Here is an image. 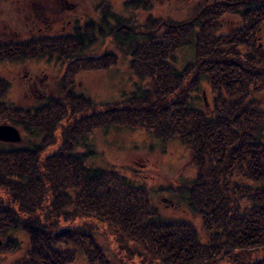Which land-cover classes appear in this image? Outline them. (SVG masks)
I'll list each match as a JSON object with an SVG mask.
<instances>
[{"label":"trees","instance_id":"obj_1","mask_svg":"<svg viewBox=\"0 0 264 264\" xmlns=\"http://www.w3.org/2000/svg\"><path fill=\"white\" fill-rule=\"evenodd\" d=\"M99 28L145 86L100 111L73 86L60 109L49 99L34 107L0 99V122L19 123L33 135L0 148L1 248L22 250L17 264H114L96 235L102 223L124 243L115 264L137 255L141 264H264V107L258 98L264 92V0H204L187 19L149 15L140 29L123 20L110 25L106 16ZM94 32L89 20L77 24L43 46L39 40L40 52L59 53L71 75L87 61L89 68L115 63L112 48L82 53ZM186 45L194 59L179 65L177 52ZM13 49L2 45L0 60L20 54H10ZM204 80L213 91L210 104L198 94ZM67 114L70 132L45 153ZM111 124L185 143L194 175L164 190L199 216L205 237L191 221L163 219L145 185L87 163L94 146L77 150L75 141Z\"/></svg>","mask_w":264,"mask_h":264},{"label":"rangeland","instance_id":"obj_2","mask_svg":"<svg viewBox=\"0 0 264 264\" xmlns=\"http://www.w3.org/2000/svg\"><path fill=\"white\" fill-rule=\"evenodd\" d=\"M203 1L0 0V41L2 40L0 43L4 44L12 40L8 37L15 31L22 32V37L29 35L30 32L26 25L28 22L24 21V17L29 15V21H35L34 19L38 21L37 26L41 30L37 32V35L45 34L43 37L49 39L63 35L61 32H69L75 25H83L89 20L94 24V39L82 53L98 55L109 48L117 52L115 63H109L101 68H89L90 64L87 61L82 65L87 67L79 68L74 75H71V72H67L68 64L64 62V59L59 58V53H53L51 56V53L46 50L40 52L38 42L42 39L36 36L38 40L29 44V48L26 49L28 52L0 60L1 102L14 107H34L49 99L60 109L59 103L63 104L62 107L65 106L68 90L73 86L76 92H82L90 99L88 102L94 110H104L114 101L121 100L133 90H137L139 85L145 86V82H141L140 78L130 69L129 58L115 48L111 35L100 30L99 22L103 17L107 16L110 25L117 20H123L132 22L140 29L141 24L149 15L162 19H187ZM59 5H74V9L66 8L62 11ZM41 6H46V9H41ZM42 10L50 17L49 19L41 13ZM38 12L41 13L39 19L36 17ZM45 19L49 27L44 30L42 26ZM69 21L72 22L69 24ZM232 27L233 24L225 25L224 30L228 31ZM43 30L44 33L41 32ZM43 44H46V40L41 46ZM35 49L38 50L35 51ZM192 59H194V49L191 46L186 45L178 50L179 65ZM198 94L201 96L202 104H210L213 91L207 80L202 82ZM258 98L264 107V92L259 94ZM88 111L91 112V109ZM68 116L69 114L62 118L61 125L63 126L56 129L55 141L47 146L45 153H52L64 142V133H69L71 130L68 125ZM3 122L15 125L20 131L21 139L19 141L0 140V148L20 146L27 139L33 138V135L23 130L19 123L14 124L10 120L0 123ZM77 132H80V128ZM79 139L75 141L77 150L87 149L86 143L94 146V154L87 159L89 165L113 170L134 184L145 185L153 204L161 212L163 219L191 221L204 236L205 232L199 216H194L187 206L178 205L179 198L164 190L178 179H188L194 175V169L189 166L190 152L185 143L177 138L163 141L156 134L144 128L123 124L98 125ZM100 225V231L96 234L98 240L101 245L105 246L112 263H117L121 258L122 254L119 251L122 249L121 246L124 247V243L116 235L117 232L113 226L102 223ZM21 254L22 250L7 251L0 245V264H17V259L21 257ZM131 260H124V264H141V256L137 255ZM75 264L84 263L80 260Z\"/></svg>","mask_w":264,"mask_h":264},{"label":"flooded vegetation","instance_id":"obj_3","mask_svg":"<svg viewBox=\"0 0 264 264\" xmlns=\"http://www.w3.org/2000/svg\"><path fill=\"white\" fill-rule=\"evenodd\" d=\"M60 6V8H61V10L62 11H65V9L67 8V9H70V10H72V9H74V5H59ZM41 9H46V6H41ZM56 12V11H55ZM44 16H45V18L46 19H49L50 17L49 16H47L46 14H45V11H43L42 10V12H41ZM41 13H37L36 14V17L39 19V18H41ZM56 13H59V12H56ZM52 14H55V13H52ZM56 16V15H55ZM29 15H26L25 17H24V21H25V23H26V21L28 22L26 25H27V27H28V31L30 32V34L29 35H26V36H24V37H22V32L21 33H18L17 31H15V33L13 34V35H10V37H8V38H10V39H12V40H9L8 41V43H10L11 44V46L14 48L13 49V51L12 52H10V54H12V53H16V54H18V53H26V52H28L26 49L25 50H20L19 48L21 47V46H27V47H29L30 45V43H33L34 41H37L38 39H42V41H45L46 39H48V38H44L43 36L45 35V34H38L37 35V32H39L41 29L37 26V20L36 19H34L35 21H32V20H30L29 21ZM28 19V20H27ZM46 19L45 20H43V22H45L44 23V25L42 26L43 27V29L45 30V29H48V27H49V24L48 23H46ZM32 22H34L33 24H32ZM72 21H69L68 23L70 24ZM74 23V22H73ZM27 27H26V29H27ZM34 28L36 29V30H34ZM22 30V29H21ZM44 30L43 31H41L42 33H44ZM40 32V33H41ZM36 36H38L39 38L37 39L36 38ZM35 39V40H34ZM2 41V40H1ZM0 41V42H1ZM4 44H6V43H4ZM3 43H0V47L2 46V45H4ZM29 45V46H28Z\"/></svg>","mask_w":264,"mask_h":264},{"label":"water","instance_id":"obj_4","mask_svg":"<svg viewBox=\"0 0 264 264\" xmlns=\"http://www.w3.org/2000/svg\"><path fill=\"white\" fill-rule=\"evenodd\" d=\"M21 139L19 129L7 122L0 123V140L4 141H19ZM2 240L0 239V245Z\"/></svg>","mask_w":264,"mask_h":264}]
</instances>
